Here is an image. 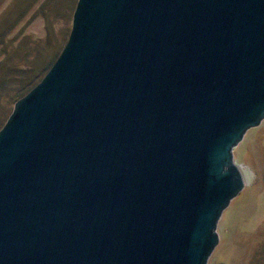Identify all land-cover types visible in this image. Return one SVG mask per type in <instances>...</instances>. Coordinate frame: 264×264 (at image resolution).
Segmentation results:
<instances>
[{"label": "water", "instance_id": "water-1", "mask_svg": "<svg viewBox=\"0 0 264 264\" xmlns=\"http://www.w3.org/2000/svg\"><path fill=\"white\" fill-rule=\"evenodd\" d=\"M264 118V0H76L0 127V264H206Z\"/></svg>", "mask_w": 264, "mask_h": 264}, {"label": "rangeland", "instance_id": "rangeland-1", "mask_svg": "<svg viewBox=\"0 0 264 264\" xmlns=\"http://www.w3.org/2000/svg\"><path fill=\"white\" fill-rule=\"evenodd\" d=\"M75 2L0 0V127L26 87L20 80L40 79L62 48ZM233 160L244 185L217 221L206 264H264V118L243 134Z\"/></svg>", "mask_w": 264, "mask_h": 264}, {"label": "trees", "instance_id": "trees-1", "mask_svg": "<svg viewBox=\"0 0 264 264\" xmlns=\"http://www.w3.org/2000/svg\"><path fill=\"white\" fill-rule=\"evenodd\" d=\"M54 60V59H53ZM53 60H51L50 61V63L47 65V67H46V69L50 66V64L53 62ZM38 80H39V78H38ZM37 80V81H38ZM37 81H35V82H28V80H27V77L25 76V77H23V79L22 80H20V87H25V89L24 90H22V93H25L31 86H33ZM30 83V84H29ZM22 93H20V96L21 95H23ZM19 96V97H20Z\"/></svg>", "mask_w": 264, "mask_h": 264}]
</instances>
